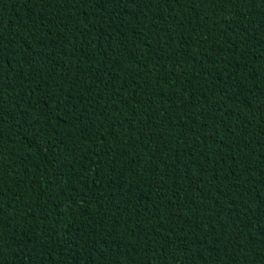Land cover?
I'll return each instance as SVG.
<instances>
[{"label": "trees", "instance_id": "16d2710c", "mask_svg": "<svg viewBox=\"0 0 264 264\" xmlns=\"http://www.w3.org/2000/svg\"><path fill=\"white\" fill-rule=\"evenodd\" d=\"M0 264H264V0H0Z\"/></svg>", "mask_w": 264, "mask_h": 264}, {"label": "snow or ice", "instance_id": "6c2138e0", "mask_svg": "<svg viewBox=\"0 0 264 264\" xmlns=\"http://www.w3.org/2000/svg\"><path fill=\"white\" fill-rule=\"evenodd\" d=\"M0 240H2V233H0Z\"/></svg>", "mask_w": 264, "mask_h": 264}]
</instances>
